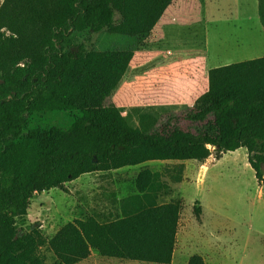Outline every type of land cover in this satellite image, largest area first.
Returning <instances> with one entry per match:
<instances>
[{
  "label": "trees",
  "instance_id": "obj_1",
  "mask_svg": "<svg viewBox=\"0 0 264 264\" xmlns=\"http://www.w3.org/2000/svg\"><path fill=\"white\" fill-rule=\"evenodd\" d=\"M121 0H3L0 5V264H58L92 252L107 258L170 264L181 198L159 201L157 173L139 168L119 210L66 222L49 239L33 225L21 232L34 193L59 189L84 174L148 161L203 162L213 151L244 147L264 184V56L210 68L208 89L192 107L157 113L135 108L129 127L110 102L131 49L87 50L74 32L115 23ZM264 5L260 0L264 26ZM61 114L66 122L53 120ZM183 168V166L181 165ZM176 182V176H170ZM157 185V187H156ZM198 218L200 208L194 207ZM186 264H204L193 255Z\"/></svg>",
  "mask_w": 264,
  "mask_h": 264
},
{
  "label": "rangeland",
  "instance_id": "obj_2",
  "mask_svg": "<svg viewBox=\"0 0 264 264\" xmlns=\"http://www.w3.org/2000/svg\"><path fill=\"white\" fill-rule=\"evenodd\" d=\"M172 1L121 0L120 11L116 12L115 23L111 28L100 32H74L71 35L75 42L82 43L87 50L133 51L128 69L110 97L120 117L133 129H138V125L131 113L132 109L147 108L161 113L178 110L187 104L169 103V100L154 103L146 95L148 84L144 61L150 57L151 51L165 43L162 38L166 31L163 16ZM2 2L0 0V5ZM253 9V0L176 2L169 8V13L204 12V20L200 25H184L167 30L171 44L166 45L170 49L179 48L181 53L200 49L206 51L210 65L214 66L263 57L264 31L252 15ZM168 86L167 78L165 88ZM53 120L66 122L61 114H56ZM179 162L183 164V179L179 183H175L170 176H174L176 166L180 163H155L153 167L167 172V186L159 193V201L181 198L183 202L171 264H186L193 255L201 256L204 264H264V184L256 179L247 161L246 149L241 147L221 153L220 158L212 149L203 162ZM102 172L83 175L85 178L67 183L70 193L56 188L34 193L29 201L26 218L17 220L20 233L36 225L41 234L49 239L73 219H86L90 215L103 219L117 212L120 207L118 199L132 193V182L110 195L106 189L95 187L97 176H105ZM124 172L128 179L134 174L133 170ZM83 185L93 188L84 191ZM195 206L200 208L198 218L194 214ZM39 252L45 264H58L46 246L41 247ZM76 264L156 263L107 258L93 251L89 258Z\"/></svg>",
  "mask_w": 264,
  "mask_h": 264
},
{
  "label": "crops",
  "instance_id": "obj_3",
  "mask_svg": "<svg viewBox=\"0 0 264 264\" xmlns=\"http://www.w3.org/2000/svg\"><path fill=\"white\" fill-rule=\"evenodd\" d=\"M253 1L254 9L252 15L256 17L257 21H259L260 27L262 28V31H264V26L261 22V16H259L260 0ZM176 2L182 4V0H173L164 12L163 20L166 31L169 29L171 30L172 28L176 29L179 26H195V24H201V21L204 20V18L202 17V15H205L204 12H187L184 14L169 13V8ZM262 3L264 5V0H262ZM234 12L236 14V11ZM213 16L216 18L215 15ZM231 18L233 17L231 16ZM166 31L162 34V38L163 40H165V43L161 44V46H157L153 51H151L150 57H146L144 61V72L148 84L146 95L154 103H165V100H169L167 101L169 103L182 102L187 103L183 105L184 107H192L195 103V100L208 89V78L206 77L208 70L217 66L210 65L206 51H203L201 49L194 52L192 51L190 53H181V51L179 50V48L177 49V47L176 49H170V46H167L166 44H171V42H169L171 38L169 37V35H167L168 33H166ZM167 78L169 79V86L166 89L165 83ZM155 163H180L179 166H176V173L174 174V176H176L177 179L181 177L182 181L183 168L181 167V165L183 164L181 162L148 161L133 167H125L110 171L112 174H109L110 172H102L101 174H104L105 176H97L94 181L95 187L98 189L100 187L106 189L110 195L114 191H116L117 193L119 189H124L126 186H129L132 182V179L139 171V168L145 166L152 172L158 174L159 178L158 180H156V182L159 183L157 184L159 189L156 191V193L159 194L167 186V172L163 173L160 170L153 169ZM124 170L134 171L131 179L127 178ZM83 177L85 178V176L82 175L77 179H82ZM90 185H83L84 191H90L93 188V186ZM172 262L173 258L171 263Z\"/></svg>",
  "mask_w": 264,
  "mask_h": 264
}]
</instances>
